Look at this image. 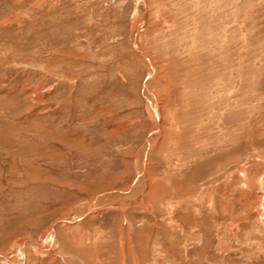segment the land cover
<instances>
[{"label":"rangeland","instance_id":"rangeland-1","mask_svg":"<svg viewBox=\"0 0 264 264\" xmlns=\"http://www.w3.org/2000/svg\"><path fill=\"white\" fill-rule=\"evenodd\" d=\"M263 178L264 0H0V264H264Z\"/></svg>","mask_w":264,"mask_h":264},{"label":"bare ground","instance_id":"bare-ground-1","mask_svg":"<svg viewBox=\"0 0 264 264\" xmlns=\"http://www.w3.org/2000/svg\"><path fill=\"white\" fill-rule=\"evenodd\" d=\"M199 1V0H198ZM176 3V2H175ZM234 5V4H233ZM160 9V8H159ZM145 11V10H144ZM157 11V10H156ZM140 13V12H139ZM146 14V13H145ZM140 18V17H139ZM139 24V23H138ZM137 24V25H138ZM176 54V53H175ZM171 61V60H170ZM232 66V65H231ZM178 68V67H177ZM193 69V68H192ZM199 69V68H198ZM206 73V72H205ZM234 73V72H233ZM230 74V73H229ZM195 75V74H194ZM208 77V76H207ZM196 82V81H195ZM198 82V81H197ZM196 86V85H195ZM197 105V104H196ZM190 128V127H189ZM242 174V173H241ZM248 174V173H247ZM240 176V175H239ZM243 178V177H242ZM244 180V179H243ZM248 180L245 176V181L243 183V185H245L246 187H248ZM259 184L261 185V188H264V178L262 179V181H259Z\"/></svg>","mask_w":264,"mask_h":264}]
</instances>
